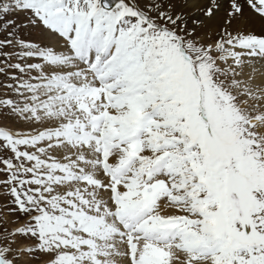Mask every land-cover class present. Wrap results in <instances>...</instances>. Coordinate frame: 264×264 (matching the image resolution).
Listing matches in <instances>:
<instances>
[{"label": "snow or ice", "instance_id": "1", "mask_svg": "<svg viewBox=\"0 0 264 264\" xmlns=\"http://www.w3.org/2000/svg\"><path fill=\"white\" fill-rule=\"evenodd\" d=\"M0 264H264V0H0Z\"/></svg>", "mask_w": 264, "mask_h": 264}]
</instances>
